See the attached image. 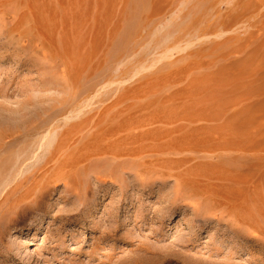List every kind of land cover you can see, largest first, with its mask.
<instances>
[{
	"label": "rangeland",
	"instance_id": "374dc122",
	"mask_svg": "<svg viewBox=\"0 0 264 264\" xmlns=\"http://www.w3.org/2000/svg\"><path fill=\"white\" fill-rule=\"evenodd\" d=\"M0 264H264V0H0Z\"/></svg>",
	"mask_w": 264,
	"mask_h": 264
},
{
	"label": "bare ground",
	"instance_id": "6f19581e",
	"mask_svg": "<svg viewBox=\"0 0 264 264\" xmlns=\"http://www.w3.org/2000/svg\"><path fill=\"white\" fill-rule=\"evenodd\" d=\"M251 23V22H250ZM261 72V71H260ZM172 133H174V132H172ZM183 135H181V137H182ZM132 137V136H131ZM167 137V136H166ZM201 138V137H200ZM203 138H204V136H203ZM177 139V138H176ZM180 139V138H179ZM182 143V142H181ZM158 144V143H157ZM59 149V148H58ZM117 151V150H116ZM158 152V151H157ZM113 154V153H112ZM130 155V154H129ZM135 155V154H134ZM126 156V155H125ZM54 159H55V157H54ZM51 160H53V159H51ZM50 160V161H51ZM129 175V174H128ZM235 205V204H234ZM198 228V227H197ZM233 253V252H232Z\"/></svg>",
	"mask_w": 264,
	"mask_h": 264
}]
</instances>
